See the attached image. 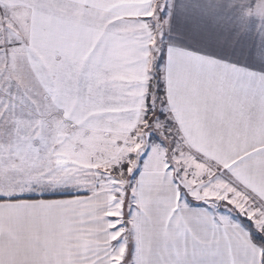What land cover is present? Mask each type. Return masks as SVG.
<instances>
[{
    "label": "snow or ice",
    "instance_id": "obj_1",
    "mask_svg": "<svg viewBox=\"0 0 264 264\" xmlns=\"http://www.w3.org/2000/svg\"><path fill=\"white\" fill-rule=\"evenodd\" d=\"M0 264H264V0H0Z\"/></svg>",
    "mask_w": 264,
    "mask_h": 264
}]
</instances>
